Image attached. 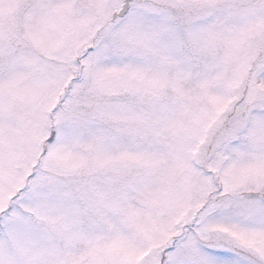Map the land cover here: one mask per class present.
<instances>
[{
	"label": "snow or ice",
	"instance_id": "1",
	"mask_svg": "<svg viewBox=\"0 0 264 264\" xmlns=\"http://www.w3.org/2000/svg\"><path fill=\"white\" fill-rule=\"evenodd\" d=\"M0 264H264V0H0Z\"/></svg>",
	"mask_w": 264,
	"mask_h": 264
}]
</instances>
